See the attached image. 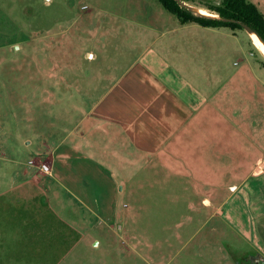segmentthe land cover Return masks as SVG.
Returning a JSON list of instances; mask_svg holds the SVG:
<instances>
[{
	"label": "rangeland",
	"instance_id": "1",
	"mask_svg": "<svg viewBox=\"0 0 264 264\" xmlns=\"http://www.w3.org/2000/svg\"><path fill=\"white\" fill-rule=\"evenodd\" d=\"M186 1L217 5L221 0ZM177 22L159 0H0V222L25 220L31 227L28 232L40 235L43 231L39 238L44 243L60 245L61 264H232L242 262L246 254L261 253L260 245L245 244L237 236L230 215L234 199L264 210V173L255 174L258 159H264V106H254L264 83L253 75L247 81L252 88L247 96L254 107L246 121L258 125L252 126L251 133L261 131L253 135L260 148L245 157L244 149L232 144L238 141L222 134L231 121L232 125L240 122L230 116L232 101H240L232 100L240 87L232 82V71L244 66L245 60L240 55L232 60L231 37L217 36L219 53L209 52L214 63L221 65L222 80L215 84V99L207 89L204 95L219 104L214 108L219 116L215 125H220L214 143L220 162L213 172L220 180L221 199L231 195L229 186L241 167L237 184L242 189L241 196L232 197L214 218L187 210L190 189H184V179L172 181L173 170L154 158L141 156L134 161L128 152L116 153L112 135L87 120L124 69L150 47L156 50L152 42L157 32ZM202 71L203 76L211 73L208 65ZM80 133L84 136L79 137ZM72 144L81 149L73 150ZM51 156L53 178L37 177L42 164L51 165ZM232 159L242 161L241 167H232ZM30 162H35V168ZM174 182L175 191L166 196L167 185ZM65 187L79 196L86 192L92 208L100 210L79 229L84 235L75 236V241L69 229L58 224L61 215L54 213L58 205L49 201L53 189L63 193ZM198 197L194 195L193 201L201 202ZM210 220L219 226L217 241L202 244L209 231L208 223L202 225ZM23 231V227L14 229L19 234Z\"/></svg>",
	"mask_w": 264,
	"mask_h": 264
},
{
	"label": "crops",
	"instance_id": "2",
	"mask_svg": "<svg viewBox=\"0 0 264 264\" xmlns=\"http://www.w3.org/2000/svg\"><path fill=\"white\" fill-rule=\"evenodd\" d=\"M250 2L264 16V0ZM184 3L192 11L197 8L209 11L207 7L211 6L208 3L205 5ZM250 34L251 32L245 29L230 30L228 28H205L197 24L182 25L178 20L177 24L174 23L169 29L157 32L152 42L153 46H157L156 50L150 47L139 54L117 77L111 87L102 93L87 117V120L93 122L97 130H104L112 135L116 141L114 144L116 153L128 152L134 161H138L141 156L146 159L154 158L174 171L175 178L172 181L184 179L186 182L184 189H190V199L186 207L194 214L206 212L210 218H214L215 214H220L224 210L226 203L231 201L232 197L241 196L242 189V186L237 184V179L243 174L241 173L242 161L235 163L232 159V167L241 168L239 175L233 177L235 181L229 186L231 195L226 199H221L220 180L213 172L214 167L220 162L219 147L214 143L219 133L215 131L216 127L220 126L215 125L219 116L214 108H219V104L216 100L213 104L211 98L206 97L204 92L207 89L208 94L213 95L215 99L218 95V85L215 84L222 80L221 74L219 75L221 65L215 64L214 58L211 57V54L216 56L219 53L215 48L219 35L232 38V60L237 55L245 60V65L239 70L232 68V82L237 81L236 84H240L238 91L236 93L233 91L232 100L238 97L240 101H232V115L230 116L240 118L241 123L237 121L238 124L232 125L231 121L226 127L227 131L222 133L223 138L231 139L232 142L238 141L232 144L236 149L241 151L244 149L242 153L245 157H252L253 149L260 148V145L254 143L253 135H256L255 132H260L261 128L251 133V128L258 127V125L250 126L246 118L251 117L254 106H264V100H262L264 91L261 92L259 101L254 106H250L251 97L247 96L250 91L247 90H252V88L247 87V81L251 82L254 76L258 83H264V57L252 42ZM193 37L198 39H192ZM205 44H208L209 48H205ZM205 51L208 56L205 55ZM92 56L95 55L92 54ZM205 65H208L211 72L207 76H203L202 71ZM234 66L236 63L232 64V67ZM80 136L84 135L80 133ZM128 147L130 151L126 150ZM79 148L78 144H72L73 150ZM235 154L233 150L232 155ZM53 160L54 158L50 165V175L41 173L36 176L44 175L52 179ZM256 171V175L264 173L263 158L258 159ZM39 181L32 185L38 187ZM169 181L171 179L165 180V182ZM174 185L175 182L171 184V187L167 185L166 196L175 191L176 186L174 188ZM49 191L47 190L46 193ZM52 191L54 193L49 195V201L53 206L58 205L54 213H59L62 219L59 217L58 224L61 223L69 229L68 235H72L74 241L75 236L83 237V230L79 229L85 228L88 220L96 217L95 214L100 210L92 208L91 200L87 198L86 192L80 193L79 196L69 187H65L63 193L54 189ZM181 194L187 193L182 192ZM193 194L195 197L199 196L201 202L199 200L194 202ZM239 200L241 199L233 200L234 206L230 215L232 216V227L245 244L253 245L255 242L260 245L261 253L246 254L242 262L235 261L232 264H250L264 260V221L258 220L264 210L252 206L249 202L243 201L242 203ZM95 205L97 206V203ZM62 213H67L68 216ZM208 221L202 225L203 228L208 223L209 231L205 236L206 241H201V243L212 245L217 241L215 230H219V226L217 227L214 220ZM29 225L25 223V220L19 223L9 220L0 222V264H61L60 245L54 246L53 242L44 243L39 238V236L43 238V231L40 235H35L34 231H27L31 228ZM22 227L24 228L22 234L14 232V229ZM25 239L28 242L24 243ZM34 240H40V242L37 243ZM256 250L260 252L258 247ZM70 255L69 250L66 256ZM245 258L248 259L246 262Z\"/></svg>",
	"mask_w": 264,
	"mask_h": 264
},
{
	"label": "trees",
	"instance_id": "3",
	"mask_svg": "<svg viewBox=\"0 0 264 264\" xmlns=\"http://www.w3.org/2000/svg\"><path fill=\"white\" fill-rule=\"evenodd\" d=\"M161 4L174 14L182 25L197 24L205 28H228L243 30L247 27L256 33L264 42V16L258 8L247 0H223L219 5L208 6L207 9L219 19H208L195 14L187 7H181L176 0H159ZM187 2L186 0H180Z\"/></svg>",
	"mask_w": 264,
	"mask_h": 264
},
{
	"label": "bare ground",
	"instance_id": "4",
	"mask_svg": "<svg viewBox=\"0 0 264 264\" xmlns=\"http://www.w3.org/2000/svg\"><path fill=\"white\" fill-rule=\"evenodd\" d=\"M194 13H196L197 15L204 17V18H208V19H219L220 17L214 13H211L207 10L204 9H193ZM251 38H252V42H254L255 46L258 48V50L261 52V54L264 57V43L262 42V40L257 36V34L255 33H251L250 34Z\"/></svg>",
	"mask_w": 264,
	"mask_h": 264
},
{
	"label": "built area",
	"instance_id": "5",
	"mask_svg": "<svg viewBox=\"0 0 264 264\" xmlns=\"http://www.w3.org/2000/svg\"><path fill=\"white\" fill-rule=\"evenodd\" d=\"M35 162H30V165L33 166L35 168ZM36 169H39V167H37ZM40 172L43 173L44 175H50L51 174V168L49 165L47 164H42L40 166Z\"/></svg>",
	"mask_w": 264,
	"mask_h": 264
},
{
	"label": "water",
	"instance_id": "6",
	"mask_svg": "<svg viewBox=\"0 0 264 264\" xmlns=\"http://www.w3.org/2000/svg\"><path fill=\"white\" fill-rule=\"evenodd\" d=\"M176 2H177L181 7H187V8H189L188 5H186L184 2H181L180 0H176ZM245 30L248 31V32H250V30H249L247 27H245ZM250 264H264V260L262 259V260H259V261H257V262H251Z\"/></svg>",
	"mask_w": 264,
	"mask_h": 264
},
{
	"label": "flooded vegetation",
	"instance_id": "7",
	"mask_svg": "<svg viewBox=\"0 0 264 264\" xmlns=\"http://www.w3.org/2000/svg\"><path fill=\"white\" fill-rule=\"evenodd\" d=\"M247 260H248V259H247ZM247 260H246V258H245V260H244V261L246 262ZM245 262H244V263H245Z\"/></svg>",
	"mask_w": 264,
	"mask_h": 264
}]
</instances>
